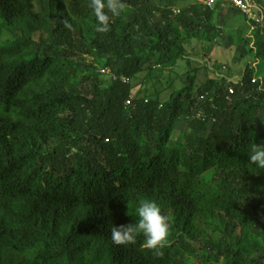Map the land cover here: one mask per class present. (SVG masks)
I'll use <instances>...</instances> for the list:
<instances>
[{"label":"trees","instance_id":"16d2710c","mask_svg":"<svg viewBox=\"0 0 264 264\" xmlns=\"http://www.w3.org/2000/svg\"><path fill=\"white\" fill-rule=\"evenodd\" d=\"M171 1L122 0L100 33L90 0H0V264H264V171L247 166L264 144V9L250 31L230 3ZM224 34L255 67L234 81L205 64L197 85L187 45ZM144 199L168 219L162 256L142 235L111 241Z\"/></svg>","mask_w":264,"mask_h":264},{"label":"clouds","instance_id":"9594fccd","mask_svg":"<svg viewBox=\"0 0 264 264\" xmlns=\"http://www.w3.org/2000/svg\"><path fill=\"white\" fill-rule=\"evenodd\" d=\"M158 0V3H160ZM216 0H199L204 6L212 8ZM223 3H230L233 7L239 9L247 17L246 24L250 26V31L254 30L261 23L263 15L258 13V11H263L264 0H260L262 5L259 6L253 0H220ZM236 1H241L243 5L249 7V13L243 11L241 6L236 5ZM224 3V4H225ZM89 7L92 9L97 26L96 31L100 33H106L110 30V20L113 17L119 16L125 10V4L122 0H90ZM107 9V11H105ZM172 16H176L180 13V8L177 6H169ZM255 9V12L253 11ZM108 13H111V17ZM259 14V16H258ZM251 21V22H250ZM252 22L255 24L252 25ZM66 27H70L67 21L64 22ZM245 51V50H244ZM101 75L109 74V69L105 68L97 71ZM111 76V81H120L123 84H127L129 81L126 77L109 74ZM135 81V80H134ZM134 81H132L134 83ZM131 83V82H130ZM132 83V84H133ZM136 88L139 85H135ZM134 95L131 94L124 102L125 106L131 104ZM199 122H209L210 120L201 116V114L196 115ZM211 122V121H210ZM247 156L248 164L250 169H255L259 171H264V144L249 143L247 146ZM136 222L129 225H119L111 227V241L113 244L120 246L129 243H134L138 235L143 236V247L151 250L157 256H162L161 251L168 241L169 237V223L166 216L162 214L160 206L153 200L144 199L140 202L139 206L135 210ZM79 234H83L85 229L83 221L79 220ZM60 231V230H57ZM61 232L58 236L52 233L50 237H56L57 242L60 241ZM50 239V238H49Z\"/></svg>","mask_w":264,"mask_h":264},{"label":"rangeland","instance_id":"374dc122","mask_svg":"<svg viewBox=\"0 0 264 264\" xmlns=\"http://www.w3.org/2000/svg\"><path fill=\"white\" fill-rule=\"evenodd\" d=\"M221 15H223V13L218 15V20L220 21V23H222L224 20V18H221ZM234 16H235V22L233 21L232 18H230L229 20L233 21L235 24H240V23L243 24V17L240 14L238 15L235 13ZM156 19L158 20L159 16H157ZM250 37H251L250 31H247L246 38H250ZM219 41H220V44L215 45V43L206 42V41L199 39V40H192L187 45L186 47L187 55L190 57V60L192 63V65L190 66V69L196 68L199 71L197 74V80H196L197 85L203 82L204 79L206 78L205 74L207 70H206L205 64L211 65L213 63H216V66L218 65H221L222 67L227 66L229 73L232 75V79L234 81L240 78L246 66L249 65L250 67H253V68L255 67L253 59L245 53L242 46H236V43H232L233 39L230 37V35L224 34ZM175 67H176L175 68L176 71L178 67H183L181 69H178L179 70L178 75H180V79L175 80L174 87H178L180 86L181 81L183 82L185 80L186 71L189 72L190 69L188 65L186 67L183 61L178 63ZM223 71H225V69ZM145 76H146V73L143 72L140 75V77L134 81L133 84L139 85L143 81ZM146 85L148 87L151 86L150 83H147ZM163 88H165V85L163 86ZM166 90L169 91L168 89Z\"/></svg>","mask_w":264,"mask_h":264},{"label":"built area","instance_id":"2783aa9c","mask_svg":"<svg viewBox=\"0 0 264 264\" xmlns=\"http://www.w3.org/2000/svg\"><path fill=\"white\" fill-rule=\"evenodd\" d=\"M236 5H238L239 7L241 6V8H243V11L249 13V7H247V5L244 6L241 1H236Z\"/></svg>","mask_w":264,"mask_h":264}]
</instances>
